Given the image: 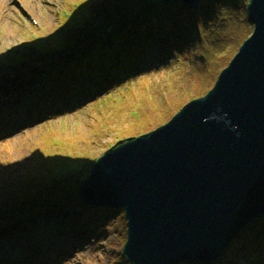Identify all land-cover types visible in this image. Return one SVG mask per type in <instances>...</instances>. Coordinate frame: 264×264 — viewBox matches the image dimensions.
I'll use <instances>...</instances> for the list:
<instances>
[{"label": "water", "instance_id": "water-1", "mask_svg": "<svg viewBox=\"0 0 264 264\" xmlns=\"http://www.w3.org/2000/svg\"><path fill=\"white\" fill-rule=\"evenodd\" d=\"M136 2L194 10L201 0ZM246 16L251 34L205 96L154 130L117 141L78 183L83 208L122 210V256L130 264H214L264 217V0H249ZM90 19L98 25L82 29L74 21L68 29L75 34L44 43L41 55L51 48L73 55L89 42L108 43L114 29L107 28L120 22H98L92 11ZM62 213L51 215V223L58 226ZM19 221L2 233L5 240L17 239L11 230L20 228ZM38 232L35 249L47 244L44 230ZM53 243L50 253L58 252Z\"/></svg>", "mask_w": 264, "mask_h": 264}, {"label": "rangeland", "instance_id": "rangeland-1", "mask_svg": "<svg viewBox=\"0 0 264 264\" xmlns=\"http://www.w3.org/2000/svg\"><path fill=\"white\" fill-rule=\"evenodd\" d=\"M82 3L88 4L98 22L107 20L111 12L120 21L118 25L111 24L107 28L114 29V36L106 40L108 43L116 41L118 29L121 32L135 22V15L144 19L155 10L147 6L148 3L141 5L136 0H0V75L3 76L0 104L10 99L12 102L10 108H2L0 118L5 116L0 121L1 127L3 122L13 123L12 127L16 125L9 136L0 137V213L20 207L25 211L22 213L25 215L21 217L23 219L33 216L51 221V215L67 209V224L63 222L64 227L61 228L66 230L68 237L81 239L80 245L70 250H74V256L69 261L78 256L77 264H129L122 257L126 240L122 210H116L119 212L117 214L102 216L98 221H88V229H81L83 233L74 235L78 233L81 221L74 224L76 230L73 231H70L73 229L71 223L80 218L78 206L83 205L78 201V205L74 206L68 201L75 196L78 200L77 193L66 189L59 181L55 182L56 186H51L40 178L49 174L50 164L57 159V155L64 161L66 155H73L83 158L79 160L94 162L116 141L135 137L141 132L148 133L154 124L158 127L167 123L186 103L203 97L213 87L220 67H224L234 56L233 51L237 50L245 35L241 37L242 30L237 23L236 32L228 38L229 48L233 46L232 53L227 49L226 58L217 56L208 64L201 60L204 50H201L195 32L191 36L184 33L182 53H177V50L160 51L154 47L155 51L143 57V63L138 66L140 73L127 78L120 74L123 82L108 85L98 95L95 93L94 98L82 99L84 102L80 105L72 102L69 108L62 109L60 113L56 114L52 107L42 111L37 93L41 75L45 76L50 70H65V61H80V55L53 48L48 49L46 55H41L39 49L44 43L56 44L59 38H69L75 34L68 29V24L74 21L72 16L83 11H77ZM245 18L247 20V16ZM95 42L81 48L89 51L98 45ZM49 64L50 70L47 68ZM206 67L209 69L205 70ZM15 70L18 74H15ZM16 78L23 85H12L11 81ZM200 89L205 92H197ZM184 91L190 92H186V96ZM154 109L158 111L154 113ZM154 114L157 116L151 123ZM6 141L11 143L6 145ZM82 163L79 165L83 166ZM35 171L40 177L34 176ZM54 195H62L63 201L51 198ZM19 216L0 220L4 233L7 234L6 230L11 224L18 220L22 222ZM252 225L233 240L220 258L224 256L223 259L229 260L230 264H264L263 259L248 263L244 255L233 249L238 241L240 243L239 236L245 232H249L246 237L250 238Z\"/></svg>", "mask_w": 264, "mask_h": 264}, {"label": "trees", "instance_id": "trees-1", "mask_svg": "<svg viewBox=\"0 0 264 264\" xmlns=\"http://www.w3.org/2000/svg\"><path fill=\"white\" fill-rule=\"evenodd\" d=\"M146 1L150 2L151 0ZM248 2L249 0H201L198 7L194 10H185L180 3L171 5L156 4L153 14L147 15V18L144 19L141 16H137L135 22L128 25L127 28L129 30L125 29L120 32L118 29L116 31L119 32L117 33L118 37L115 36L116 41L110 42L107 45L97 41L94 44L98 45L91 47L89 51H85L84 49L79 50L80 61L72 63L73 67L70 71H66L61 76H57L52 85L46 83L47 81L40 84L42 87L39 92L47 100L52 97L53 101L51 100L50 102L55 103L65 101L64 98L70 96L71 89H75L76 93L86 92L90 89L92 82L97 83L100 90L106 88L108 85L114 84V82L115 84H119L123 79L120 78V74H124L127 77L141 72L138 66L143 63V57L155 51L154 47L160 49V51L172 52L177 50V53L181 52V45L184 43L182 41L184 33H189L188 36H191L195 32L197 35L201 50H204L201 58L203 62L211 64L210 60L215 59L217 56L226 58L227 49L231 50L230 52L232 53L233 46L229 48L230 40L228 38L236 32L237 23L242 30L241 37L245 35L241 44L252 32V26L245 18ZM79 5L77 11H83L79 12L75 17L72 16L74 21L81 22L79 27L82 29H90L98 25L96 21L90 19L91 9L88 7V4L82 3ZM113 16L114 14L112 13L107 16V19L109 20ZM238 17L240 18L238 19ZM74 21H71L68 25L73 26L71 24H74ZM241 44H239L237 50ZM237 50L233 51V55H235ZM229 60L224 67H220L221 70L227 66ZM92 69L94 71L91 73ZM204 69L208 70L209 68L206 67ZM45 84L47 85L45 86ZM127 89L129 91V88ZM199 91L201 94L205 92L203 89L197 92ZM186 92L190 91H184L185 94ZM157 111L154 109L153 112L156 113ZM161 112L162 110L160 109ZM156 116L154 114L151 117V123H153ZM154 128H157L156 124L151 126L148 131L150 132ZM142 133L144 132L137 134V136ZM112 146L110 145L108 148ZM66 156L67 158L64 161V158H59L57 155V159L50 164L49 174H44L45 177L40 178V180L45 179L43 183L46 182L51 186H56L57 184L55 182L59 181L66 189L77 192L78 183L89 172L93 162L86 159L79 160L83 158H78L73 155ZM81 162H83V166L79 165ZM33 174L35 177H40L36 171ZM51 198L60 202L63 201L62 195H54ZM68 202L74 206H77L79 203L76 196L71 200L69 199ZM78 207L84 218L82 219L81 217L79 220L81 221L80 224L85 226H88L87 221L94 222L98 221L102 216L119 213L113 209H83L80 206ZM122 219L124 220V218ZM252 226L250 238L246 237L249 235V232H245L244 235L239 236L240 243L238 241V244H236L237 247L233 248L240 255H244L248 263L252 260H264V217L254 222ZM229 255L231 256V254ZM223 257L214 264L231 263L229 260L226 261L225 258L223 259ZM255 264H259V262Z\"/></svg>", "mask_w": 264, "mask_h": 264}, {"label": "bare ground", "instance_id": "bare-ground-1", "mask_svg": "<svg viewBox=\"0 0 264 264\" xmlns=\"http://www.w3.org/2000/svg\"><path fill=\"white\" fill-rule=\"evenodd\" d=\"M15 74H18L17 70H15ZM61 75L62 74H60V76ZM2 80H3V76L0 75V82ZM11 84L19 85L20 84L19 78L12 80ZM5 102L6 103L0 104V112L2 111V108L3 110L10 108L9 104L12 103L11 99ZM4 116H2V118ZM2 118H0V120ZM3 124H4L3 127H1L2 124L0 121V137L1 138L3 136L5 137L9 136V134L14 132L13 130L16 129L14 128L16 125L12 127L13 123L3 122ZM6 142H7L6 145H9L11 143V142L8 143V141ZM81 207L83 208V206ZM23 209L24 208L18 207V208H13V209H7L9 211L8 213H5V212L0 213L1 221L3 219L6 221L7 218L11 220L13 218H16L19 215H20L19 218L22 221L21 223H18L20 227L19 229L16 228L15 230L14 229L11 230V232L15 234L17 239L11 238V239L5 240V238L2 237L3 235L2 233L4 232H0L1 233L0 234V264H77V262L79 261L78 256H75L74 260L69 261L70 257L73 255L72 252L74 251V250L73 251H70V250L77 248L75 245L79 246L81 243V240H79L78 238H73L72 236L68 237V235L66 234V230L65 229H64L65 231L62 230L61 227H64V224H67V222L65 223L66 213H62V216L59 219L61 223L58 224V226H55V223H51V221L49 220L47 221L45 217L35 218L33 216H26L25 219L21 218L22 216L25 217V215L22 214L25 212ZM113 210H116V209H113ZM82 219L84 218L82 217ZM92 226L93 225H91V227ZM79 227L85 231L88 229V227L85 225H80ZM41 228L44 230V240H46L47 244L45 246L35 249L34 244H37L38 242V239H39L38 230ZM0 230H2L1 226H0ZM2 239L4 241H2ZM35 241L37 242L34 243ZM49 242L53 243L54 246L59 249L58 252L60 253H58L55 250L52 253H50V251H52V248L50 247ZM26 252H29V253H26Z\"/></svg>", "mask_w": 264, "mask_h": 264}]
</instances>
